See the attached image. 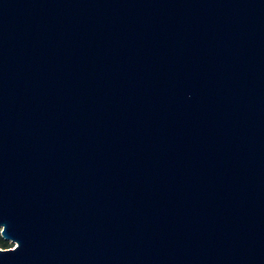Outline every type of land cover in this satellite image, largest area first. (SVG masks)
Here are the masks:
<instances>
[{
  "label": "water",
  "instance_id": "water-1",
  "mask_svg": "<svg viewBox=\"0 0 264 264\" xmlns=\"http://www.w3.org/2000/svg\"><path fill=\"white\" fill-rule=\"evenodd\" d=\"M0 264H264V0H0Z\"/></svg>",
  "mask_w": 264,
  "mask_h": 264
},
{
  "label": "rangeland",
  "instance_id": "rangeland-1",
  "mask_svg": "<svg viewBox=\"0 0 264 264\" xmlns=\"http://www.w3.org/2000/svg\"><path fill=\"white\" fill-rule=\"evenodd\" d=\"M14 245H15V242H13L11 240L0 239V248L1 249L13 247Z\"/></svg>",
  "mask_w": 264,
  "mask_h": 264
},
{
  "label": "trees",
  "instance_id": "trees-1",
  "mask_svg": "<svg viewBox=\"0 0 264 264\" xmlns=\"http://www.w3.org/2000/svg\"><path fill=\"white\" fill-rule=\"evenodd\" d=\"M0 239H2L1 236H0Z\"/></svg>",
  "mask_w": 264,
  "mask_h": 264
}]
</instances>
